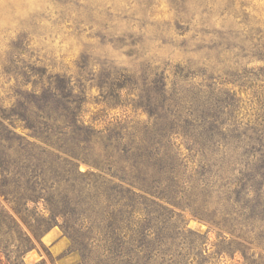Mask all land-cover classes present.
Listing matches in <instances>:
<instances>
[{
	"label": "rangeland",
	"instance_id": "1",
	"mask_svg": "<svg viewBox=\"0 0 264 264\" xmlns=\"http://www.w3.org/2000/svg\"><path fill=\"white\" fill-rule=\"evenodd\" d=\"M205 1L212 8L211 18L203 12ZM263 52L264 0H0V105L6 108L0 116L13 111L21 91L29 92L35 81L39 91L51 81L47 75L57 72L74 84L81 118L104 134L119 123L135 126L149 119L158 105L152 95L164 90L170 99L167 113L181 124L185 118L196 123L201 104L219 105L226 92L235 93L248 121L264 101ZM18 125L16 131L34 143L35 154L44 149L61 157H70L66 151L85 154L68 138L58 141L64 135L60 132L69 135L73 130H65L63 122L37 117L34 130L24 119ZM174 141L182 153L190 154L182 137ZM196 158L190 164L198 171ZM77 162L81 171L102 175L85 182L87 191L81 197L86 202L101 201L103 211L113 203L127 211L129 203L140 219L152 213L158 215L153 222L166 220L169 213L158 205H168L159 198L164 191L153 178L144 183V190L134 187L137 195L130 196L114 186L118 179L108 171ZM253 189L237 199L231 217L250 223L251 216L264 217V180ZM0 203L12 211L2 195ZM175 210L183 217L174 216V225L182 228L184 223L196 233L191 235L195 241L187 240L177 249L183 264H264L261 241L255 234L249 239L237 229L231 231L223 225L224 215ZM40 239L45 249L35 241L24 254V264L42 258L47 264H94L78 251H69L71 242L59 226Z\"/></svg>",
	"mask_w": 264,
	"mask_h": 264
},
{
	"label": "trees",
	"instance_id": "2",
	"mask_svg": "<svg viewBox=\"0 0 264 264\" xmlns=\"http://www.w3.org/2000/svg\"><path fill=\"white\" fill-rule=\"evenodd\" d=\"M210 7L205 1L203 12L208 18L212 16ZM45 74L42 70L40 75ZM47 78L51 81L46 87L37 91L35 81L29 92H20L13 111L0 116V195L12 210L0 203V264H24L25 252L35 247V241L44 248L41 235L54 226L69 238V251H78L87 262L183 264L177 249L187 240L195 241L191 235L196 233L184 223L182 228L174 225V216L183 217L175 207L201 215H224L223 225L231 231L237 229L244 238L253 239L255 234L264 248V217L251 216V223L243 222L231 217L230 209L237 199L254 191L255 183L264 180V101L259 102L255 117L245 121L239 99L226 92L219 105L201 104L196 123L185 118L181 124L179 118L167 113L170 99L164 90L152 95L158 105L149 119L135 126L119 123L114 131L104 134L93 122L81 118L75 86L65 74L49 73ZM5 110L0 105V111ZM37 117L63 122L65 130L73 128L69 135L60 132L64 135L58 141L68 138L84 156L65 150L70 157H61L45 149L35 154L34 143L16 129L24 119L34 130ZM178 137L183 138L190 154L176 147L174 139ZM46 155L55 158L48 160ZM195 156L198 171L190 164ZM77 161L108 171L121 182L114 186L130 196L137 195L134 187L144 190V183L153 178L164 191L159 198L168 205H158L169 213L166 220L153 222L158 215L152 213L140 219L129 203L127 211L117 203L107 204L103 211L101 201L86 202L81 197L87 191L85 182L102 175L100 171H81ZM92 207L100 210L94 212ZM35 264L47 263L42 258Z\"/></svg>",
	"mask_w": 264,
	"mask_h": 264
}]
</instances>
